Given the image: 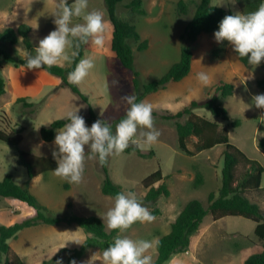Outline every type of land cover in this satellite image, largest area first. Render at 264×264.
I'll list each match as a JSON object with an SVG mask.
<instances>
[{"label":"rangeland","instance_id":"374dc122","mask_svg":"<svg viewBox=\"0 0 264 264\" xmlns=\"http://www.w3.org/2000/svg\"><path fill=\"white\" fill-rule=\"evenodd\" d=\"M185 1L188 3L186 14L176 11L177 0H142L145 14L132 12L123 5L118 8V16L134 24L141 39H147L148 42L144 50H138L136 43H132L135 66L140 72L142 83L159 78L179 59V36L197 0ZM217 2L218 0H211L214 5ZM72 3L73 1L70 4ZM58 4L59 0H0V31L27 23L32 43L29 50L34 54L39 40L56 27L51 13L57 11ZM219 7L240 12L236 3L228 2ZM87 10H100L104 13L105 46L97 48L89 40L81 58L93 57L95 67L77 86L87 95L96 116L109 122L126 114L128 105L122 96L135 93L132 73L120 64L110 48L112 24L106 13L104 0H88ZM82 22V18H73V23ZM36 23L38 28H33L32 25ZM213 33H200L192 42L191 68L184 78L170 81L164 88L148 93L142 99L152 105L154 125L160 135L157 142L141 151L147 153L152 149L154 156L140 157L135 152H122L107 159L111 179L120 184L124 191L135 192L145 206L150 205L143 200L146 188L141 179L150 172L160 168L170 191L167 197L157 201L161 209L159 216L151 222L137 221L125 231L124 235L133 239L157 240L160 235L169 231L171 223L189 199L197 198L207 205V194L210 191L216 193L220 186L224 145L217 143L209 149L187 154L178 146L175 119H164L161 116L177 112L191 100L203 104L211 96V88L217 81L233 84L232 94L219 98L220 104L227 110L228 120L212 115L202 106L194 108V112L217 122L218 130L227 132L231 143L264 166V151L257 146L258 139L264 135V108L252 103L255 94L264 93V88L259 84L264 79V60L259 65L242 64L232 46L227 41L217 43ZM25 48L20 35L15 44L0 42V49L15 58H21ZM68 65L65 63L63 67ZM199 72L209 75L208 85H202L197 79ZM0 74L5 81V92L0 98V129L5 132L19 129L22 135L21 141L16 145L0 139V179L11 174L16 183H28L29 190L53 212L96 215L109 232L104 214L112 206L114 197L101 192L103 174L96 157L86 159L84 178L79 184H69L54 175L53 171L28 179L26 168L18 162L21 150L38 156L52 155L55 148L54 137L57 130L62 128L55 131L52 140L45 142L41 138L40 129L46 124H41L62 118L68 111L78 108L85 117L86 124L90 126L92 123L87 122V103L69 87L60 85L58 76L44 69H28L4 60L1 61ZM249 76L253 78L249 79ZM114 81L119 83H113ZM19 97H25L34 105L24 106L22 102H17ZM234 119L240 122L236 126L231 124ZM141 130L143 129H138V134ZM197 139L194 135L189 137V149H195ZM196 169L203 175V184L194 188L192 181ZM244 170L245 167L239 165L237 174ZM245 195L264 210V172L260 188L247 190ZM34 214V209L24 202L0 197V225H9ZM254 227L255 222L244 216L227 215L214 219L207 213L198 230L191 236L188 250L172 255L165 264H244V259L249 254L258 252L263 247L264 239L255 235ZM72 235L85 237L86 233L76 224H38L27 227L8 240L9 256L17 254L25 264H39L53 256ZM77 246L79 245L68 242L64 247ZM103 250L90 247L76 260L87 261L94 254L99 258L95 264H103ZM156 252V247L149 250L153 260ZM59 260L67 264L65 256Z\"/></svg>","mask_w":264,"mask_h":264},{"label":"trees","instance_id":"16d2710c","mask_svg":"<svg viewBox=\"0 0 264 264\" xmlns=\"http://www.w3.org/2000/svg\"><path fill=\"white\" fill-rule=\"evenodd\" d=\"M72 1L68 0L69 4ZM262 2L264 0H236L240 12L255 10ZM104 5L112 24L110 48L120 64L131 71L134 95L138 101H141L146 94L164 88L170 81H179L184 78L191 68L192 42L200 33H213L223 16L234 13L230 9H224L212 4L211 0H197L179 36V59L159 78L142 83L140 72L135 66L132 43H136L138 50H144L148 44L147 39H141L135 25L129 21L122 20L118 16V8L122 5L132 12L145 14L142 0H128L127 2H124V0H104ZM187 9L188 3L185 0H177L176 11L179 14H186ZM29 32L30 26L27 23H20L16 28L7 27L0 31V42L15 44L18 40V35H20L25 47L30 49L32 48V43L29 38ZM87 44L81 45L79 55L67 67L52 66L49 68L48 66H44L42 69L52 75L58 76L60 85L69 87L73 93L87 103V122L92 123L100 118L96 116L92 106L89 104L87 95L77 85L71 84L68 81V73L75 67V63L81 59ZM236 56L242 64L247 65L249 63L247 58H241L237 54ZM4 60L11 61L16 66L25 67V61L22 57L15 58L0 49V69L1 61ZM259 84L264 88V79L260 80ZM211 89V96L205 99L203 104H199L196 100H191L188 105H185L177 112L161 115L164 119H175L178 146L187 154L209 149L217 143H222L224 149L222 151L223 163L220 186L216 193L210 191L207 194V205H204L202 200L197 198L189 199L183 205L171 223L169 231L157 238L159 244L156 246L157 252L153 260L154 264H165L172 255L188 250L191 236L198 230L200 223L207 213H210L214 219L227 215H240L249 218L255 222V235L264 239V210L260 208L257 202L251 201L245 195L247 190L260 188L264 166L255 159L249 158L241 149L231 143L227 132H220L218 130L217 122L194 112V108L202 106L208 109L212 115L220 117L223 120H228L227 110L220 104L219 98L231 95L233 84L219 80ZM4 92L5 81L0 74V98ZM17 102H22L24 106L34 105L33 102L27 101L25 97L17 98ZM124 115H119L112 121H109L113 125V129ZM183 116L186 117L184 120H181ZM66 122L65 119L58 118L51 125L43 126L40 129L42 140L45 142L52 140L55 131L62 128ZM239 123L238 119L231 121L233 126ZM191 135L198 138L194 150L189 149L187 146V141ZM0 139L16 145L22 139L21 130L11 129L9 132H5L0 129ZM257 146L264 151V135L258 139ZM129 152H135L140 157L154 156V150L150 149L149 152L145 153L135 145H130L129 148L124 150V153ZM18 162L26 168L28 179L53 171L57 166L53 155L38 156L24 150L19 151ZM99 165L103 174L101 192L115 197L116 193L124 191L120 184L111 179L108 173L107 160L103 165L100 163ZM239 165L245 167V170L241 174H237ZM141 183L146 188L143 200L150 205L148 208L154 217L159 216L161 209L158 207L157 201L170 194L169 188L164 181L162 170L157 168L150 172L141 179ZM202 184L203 175L196 169L192 185L196 188ZM0 197L17 199L35 211V214L31 217L15 220L9 225H0V264H25L17 254L9 256L10 244L8 240L16 237L22 229L38 224H76L84 230L86 233L85 237L88 238L85 245L73 248L61 247L53 256L41 261L39 264H56V261L63 256H65L66 263L69 264L71 259L82 257L90 247L105 249L111 243L112 237L117 234L116 230L107 232L104 222L96 215H79L68 211L62 213L53 212L46 205L42 204L36 195L29 190L28 183L24 185L16 183L11 174H6L0 179ZM244 264H264V243L260 251L251 253L244 259Z\"/></svg>","mask_w":264,"mask_h":264},{"label":"clouds","instance_id":"9594fccd","mask_svg":"<svg viewBox=\"0 0 264 264\" xmlns=\"http://www.w3.org/2000/svg\"><path fill=\"white\" fill-rule=\"evenodd\" d=\"M228 2L235 4L236 0H218L215 5L223 6ZM87 9L88 0H73L72 4L68 0H59L57 11L51 13L56 27L39 40L34 54L27 48L23 50L25 67L42 69L44 66L51 68L63 67L65 63L72 64L80 53L81 45L87 44L89 40L97 48H103L106 32L104 13ZM74 17L82 18L83 22L73 23ZM32 27L38 28L37 23ZM213 36L217 43L227 41L239 57L247 58L249 64L259 65L264 60V2L255 10L223 16ZM94 67L93 57L79 59L68 73L69 83L79 85ZM197 79L205 86L210 83V77L205 72L197 73ZM122 99L128 108L115 129L104 119H96L90 126L87 125L78 108L68 111L62 117L67 122L61 130H57L53 140L55 148L52 155L57 162L53 169L54 175L69 184H79L84 178L86 159L96 157L103 165L109 156L124 152L130 145L144 149L157 142L160 132L154 125L152 105L138 101L132 94H126ZM252 103L256 107L264 108V93L255 94ZM53 122L54 120H49L41 125H51ZM36 128L38 130L39 126ZM138 129L143 130L138 134ZM154 218L135 192L128 190L116 193L104 219L107 227L116 230L117 234L103 250V264H154L149 250L158 246V240L133 239L124 235L135 222H151ZM87 241L88 238L84 236L72 235L61 247L68 242L85 245ZM98 259L93 254L87 261L77 262L73 258L69 264H95ZM56 262L63 264L62 260Z\"/></svg>","mask_w":264,"mask_h":264}]
</instances>
